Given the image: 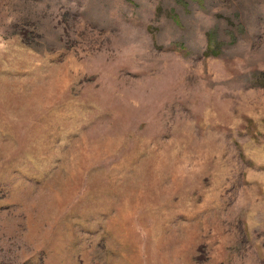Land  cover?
<instances>
[{
  "label": "rangeland",
  "instance_id": "1",
  "mask_svg": "<svg viewBox=\"0 0 264 264\" xmlns=\"http://www.w3.org/2000/svg\"><path fill=\"white\" fill-rule=\"evenodd\" d=\"M0 264H264V0H0Z\"/></svg>",
  "mask_w": 264,
  "mask_h": 264
}]
</instances>
